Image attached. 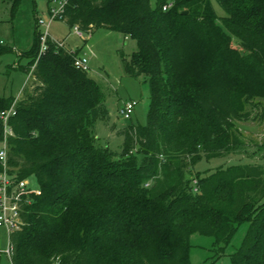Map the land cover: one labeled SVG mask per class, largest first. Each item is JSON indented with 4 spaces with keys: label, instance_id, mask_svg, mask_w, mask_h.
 Returning a JSON list of instances; mask_svg holds the SVG:
<instances>
[{
    "label": "trees",
    "instance_id": "trees-1",
    "mask_svg": "<svg viewBox=\"0 0 264 264\" xmlns=\"http://www.w3.org/2000/svg\"><path fill=\"white\" fill-rule=\"evenodd\" d=\"M5 1L12 14L21 2ZM217 1L224 15L212 0H68L57 19L71 29L137 40L125 69L147 79L150 103L145 124L118 129L120 152L97 144L96 122L109 125L110 111L97 80L74 66L78 50L50 36L38 56L36 26L34 81L8 121L7 163L39 190L10 233L12 264H192L193 234L224 252L244 223L232 262L264 264V168L191 177L203 157L245 144L241 122L264 117V0ZM14 101L0 96L2 141L1 112Z\"/></svg>",
    "mask_w": 264,
    "mask_h": 264
},
{
    "label": "rangeland",
    "instance_id": "rangeland-1",
    "mask_svg": "<svg viewBox=\"0 0 264 264\" xmlns=\"http://www.w3.org/2000/svg\"><path fill=\"white\" fill-rule=\"evenodd\" d=\"M212 1L217 15H224L218 1ZM51 5L58 6L59 0H21L12 14L10 4L0 0V96L18 99L30 92L34 75L27 71L31 62L29 50L35 42L38 20H42L39 25L42 31H48L51 37L63 40L69 49L78 50V54L89 59L88 74L99 83L110 111L109 125L101 120L96 122L97 144L120 152L123 137L118 134V129L128 123L145 124L150 103L147 79L129 74L125 69L126 61L138 49L137 40L106 28H96L80 36L64 21L51 19ZM128 101L136 102L131 119H125L120 113ZM114 124L117 126L115 130L110 127ZM240 126L245 144L220 156L203 157L192 169L194 183L196 174L203 176L220 166L255 164L264 168V117L241 122ZM3 148L4 142L0 139V150ZM29 184L39 190L35 177H30ZM247 227L248 223L240 226L224 252L218 250L214 237L193 234L190 250L192 264H234L231 254L239 246ZM8 245L9 234L5 227L0 226V248L4 250ZM0 264L12 262L8 255L0 253Z\"/></svg>",
    "mask_w": 264,
    "mask_h": 264
},
{
    "label": "built area",
    "instance_id": "built-area-1",
    "mask_svg": "<svg viewBox=\"0 0 264 264\" xmlns=\"http://www.w3.org/2000/svg\"><path fill=\"white\" fill-rule=\"evenodd\" d=\"M68 0H59V5L54 6L51 5L50 15L51 19H57L61 16L63 13L65 6L67 4ZM173 1L168 2L164 5V10H167L168 8L173 6ZM42 20H38V26L42 24ZM40 27V26H39ZM75 29V32L83 36L84 32L78 27H73ZM40 29V28H39ZM41 33V46L39 55H42L45 53V51L48 49V37H50L48 31H42L40 29ZM55 40L57 45L59 47L64 48L69 53H74V49H69L63 40ZM73 64L77 69L83 70V71H90L89 67V59L86 56L75 54L73 59ZM16 103L17 99L12 103L9 109L4 110L1 112V118L3 120L4 124V135H3V142H4V148L0 150V162L2 165V168L0 170V226L5 227L9 234V245L6 249L0 248V253H5L9 256L10 260H12L14 249L13 245L10 243V233L20 229L24 222L22 220V204L27 201L29 194L31 191H38L35 188H33L29 184V179H18L17 175L15 173L10 172V167L7 163V157H8V146H7V137L9 134H12V131L9 127L8 121L9 118L16 113ZM135 101H128L124 104L123 108L120 110L121 115L125 119H129L134 110H135ZM53 264H63L61 261V258L58 257L55 259Z\"/></svg>",
    "mask_w": 264,
    "mask_h": 264
},
{
    "label": "crops",
    "instance_id": "crops-1",
    "mask_svg": "<svg viewBox=\"0 0 264 264\" xmlns=\"http://www.w3.org/2000/svg\"><path fill=\"white\" fill-rule=\"evenodd\" d=\"M53 38V37H52ZM54 39H56V38H54ZM56 40H58V39H56ZM22 97V95L19 97V98H21ZM2 254V253H1Z\"/></svg>",
    "mask_w": 264,
    "mask_h": 264
}]
</instances>
